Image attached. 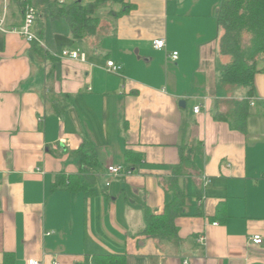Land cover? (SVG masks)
<instances>
[{
    "label": "crops",
    "instance_id": "0c3cea01",
    "mask_svg": "<svg viewBox=\"0 0 264 264\" xmlns=\"http://www.w3.org/2000/svg\"><path fill=\"white\" fill-rule=\"evenodd\" d=\"M128 1L124 13L115 2L96 8L93 39L110 28L88 44L49 0H33L40 42L0 31V264H96L98 255L119 264H264V54L244 129L234 128L230 102L246 99L248 87L220 81L221 0ZM4 9V27H20L22 1L0 0ZM157 38L163 49L152 47ZM62 48L86 60L55 56ZM107 60L120 74L104 69ZM83 143L95 153L89 163L76 154ZM182 144L194 147L193 165L174 175ZM126 152L139 156L129 169ZM111 164L123 170L112 175ZM76 174L91 191L61 184ZM167 204L174 234L143 233V207L162 214ZM255 234L262 243L249 239Z\"/></svg>",
    "mask_w": 264,
    "mask_h": 264
},
{
    "label": "trees",
    "instance_id": "16d2710c",
    "mask_svg": "<svg viewBox=\"0 0 264 264\" xmlns=\"http://www.w3.org/2000/svg\"><path fill=\"white\" fill-rule=\"evenodd\" d=\"M58 1L49 0L51 6L56 7V14L67 19L75 39H82L95 33L100 21L96 8L100 5L106 2L118 3L121 6L119 13L128 12L132 7L128 0H89L86 4H82L81 0H68L59 7L57 6ZM216 22L219 30L218 49L224 62L220 69V81L226 85L248 87L246 99L230 102L234 107L235 114L233 127L243 130L248 101L253 93L254 76L261 70L258 62L260 56L264 54V0H221ZM66 105V103H61L55 112L58 113L65 109ZM220 114H218V118H220ZM76 154L79 156V160L85 163H89L91 159L95 158L93 149L86 143L79 147ZM138 158V154L126 152L127 169L134 166ZM193 158L194 147L187 144L180 145L179 163L172 167L174 175L179 174V170H182L183 166H192ZM66 179L67 181L63 180L61 184L69 191H91L90 184L80 181L78 174ZM174 179H170V185L176 189ZM170 206L171 204H167L162 214H153L147 207H143L145 219L143 233L153 236L155 234L162 235L166 231L169 235L174 234L176 231L173 226L175 212L170 209ZM216 211L218 213L220 209ZM215 217L221 218L217 214ZM94 259L97 261L96 264H119V260L110 255H98Z\"/></svg>",
    "mask_w": 264,
    "mask_h": 264
},
{
    "label": "built area",
    "instance_id": "2783aa9c",
    "mask_svg": "<svg viewBox=\"0 0 264 264\" xmlns=\"http://www.w3.org/2000/svg\"><path fill=\"white\" fill-rule=\"evenodd\" d=\"M21 1L23 4V22L21 26L18 28L6 29L4 27L5 15H6V12L4 9L2 12H0V31L2 32L13 31L21 35L23 38H25L29 42H33V41L40 42L38 36L33 31V25L38 15L37 9L34 6L33 0H21ZM152 47L156 50L163 49L165 47V39L164 38L154 39L152 41ZM54 55L60 58H68L71 60H79V61L86 60L85 53L79 49L62 48L58 53H54ZM177 56H178L177 51H173L170 54V57L173 60L177 59ZM104 69L109 73L120 74L121 66L115 63L113 60H107L105 63ZM199 111H200V106L199 105L194 106L193 112L198 113ZM122 170H123V167L120 164L119 165L111 164L107 166L108 173L112 175H116L120 173ZM249 239L255 244L262 243V238L258 234L250 236ZM197 240L201 244H204L206 241V237L205 235L200 234ZM184 263L186 264V261H184ZM24 264H41V262L36 259H27ZM53 264H59V263L54 262Z\"/></svg>",
    "mask_w": 264,
    "mask_h": 264
},
{
    "label": "rangeland",
    "instance_id": "374dc122",
    "mask_svg": "<svg viewBox=\"0 0 264 264\" xmlns=\"http://www.w3.org/2000/svg\"><path fill=\"white\" fill-rule=\"evenodd\" d=\"M81 2H82V4H86L87 2H89V0L88 1H86V0H81ZM108 24V23H107ZM109 28H110V26H106V27H103V29L101 30V28H99L98 30H99V37L97 36V34H95L94 35V39L96 40L97 38L99 39L100 37H102L103 35H106L107 34V32H108V30H109ZM93 39V35H89L88 37H86L85 38V43L86 44H88V43H90V42H92V40H94ZM85 48H86V46H85ZM221 58V57H220ZM221 61H223V59L221 58ZM218 69V68H217ZM217 69H215L214 71H215V73L217 74L218 73V70ZM242 87V86H241Z\"/></svg>",
    "mask_w": 264,
    "mask_h": 264
},
{
    "label": "water",
    "instance_id": "95a60500",
    "mask_svg": "<svg viewBox=\"0 0 264 264\" xmlns=\"http://www.w3.org/2000/svg\"><path fill=\"white\" fill-rule=\"evenodd\" d=\"M181 104H183V102H181Z\"/></svg>",
    "mask_w": 264,
    "mask_h": 264
}]
</instances>
